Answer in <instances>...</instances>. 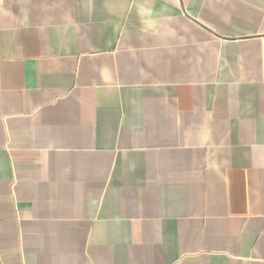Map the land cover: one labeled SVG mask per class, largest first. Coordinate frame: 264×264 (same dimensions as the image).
Returning <instances> with one entry per match:
<instances>
[{
	"label": "crops",
	"instance_id": "1",
	"mask_svg": "<svg viewBox=\"0 0 264 264\" xmlns=\"http://www.w3.org/2000/svg\"><path fill=\"white\" fill-rule=\"evenodd\" d=\"M1 264H264V0H0Z\"/></svg>",
	"mask_w": 264,
	"mask_h": 264
},
{
	"label": "built area",
	"instance_id": "2",
	"mask_svg": "<svg viewBox=\"0 0 264 264\" xmlns=\"http://www.w3.org/2000/svg\"><path fill=\"white\" fill-rule=\"evenodd\" d=\"M0 264H1V261H0Z\"/></svg>",
	"mask_w": 264,
	"mask_h": 264
}]
</instances>
